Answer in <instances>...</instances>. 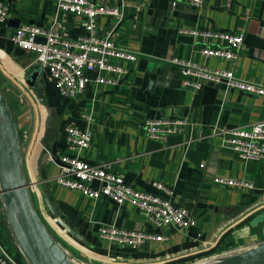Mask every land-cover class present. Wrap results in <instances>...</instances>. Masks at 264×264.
<instances>
[{
	"label": "crops",
	"instance_id": "crops-1",
	"mask_svg": "<svg viewBox=\"0 0 264 264\" xmlns=\"http://www.w3.org/2000/svg\"><path fill=\"white\" fill-rule=\"evenodd\" d=\"M4 2L9 15L0 25V64L12 73L0 65V90L17 125L30 132L26 150L22 147V164L36 210L71 258L88 264H193L264 241V162L240 159L222 146V136L213 133L217 125L249 130L264 123V97L227 89L223 83L203 82L198 91L187 89L179 68L168 62L177 59L232 70L238 78L264 87V0H203L199 10L183 2L172 5L171 0H125L122 20L99 17L97 34L112 31L115 45L136 54V62L115 61L126 69L118 84H89L72 100L61 98L42 72L38 85L44 103L22 80L28 68H36L35 55L16 48L11 36L21 26L45 28L56 22L60 33L74 39L84 33L80 20L57 12L56 0ZM194 28L242 33L237 59L202 56V47L218 44L179 32ZM18 95H24V102H17ZM84 115L91 117L89 124ZM158 119H185L188 125L160 142L147 138L142 127L144 121ZM66 127L89 128V148L70 150ZM53 145L57 158L68 154L92 165L109 162L110 171L134 188L163 195L151 184L167 186L171 201L188 208L196 226L155 229L127 203L118 206L105 196L94 201L59 186L50 179L60 167L50 156ZM215 178L250 187L224 186ZM45 199L84 242L54 221ZM0 224L4 225L2 219ZM102 224L162 235L165 240L136 249L110 245L99 238ZM7 242L19 258L12 240Z\"/></svg>",
	"mask_w": 264,
	"mask_h": 264
},
{
	"label": "built area",
	"instance_id": "built-area-1",
	"mask_svg": "<svg viewBox=\"0 0 264 264\" xmlns=\"http://www.w3.org/2000/svg\"><path fill=\"white\" fill-rule=\"evenodd\" d=\"M171 1L172 5L183 2L196 10H199L203 3V0ZM124 8L125 0H115L112 4H96L92 0H56L57 12L72 15L80 20L84 31L82 35L71 39L65 33H60L55 28L56 22H53L52 26L45 28L21 26L11 36V42L16 48L35 55L32 66L40 67L42 72H46L47 80L61 98L76 99L84 93L89 84L98 86L118 84L126 73V69L115 64V61L136 62V54L115 45L112 31L104 36L97 34L99 17L109 16L120 22ZM8 15L7 4L4 0H0V25L5 23ZM179 32L218 44L216 47L205 46L200 49V54L206 58L234 61L237 59L238 50L243 47L242 33L234 34L199 28L179 30ZM168 62L179 68L184 76L183 86L187 89L198 91L203 82L223 83L227 89L234 88L264 97L263 86L238 78L232 70L212 69L177 59ZM83 118L88 124L91 122L89 115H84ZM187 125L185 119H158L146 120L142 127L147 138L165 142L169 136L181 132ZM18 132L21 142L23 129L19 126ZM213 133L222 136V146L232 150L240 159L246 162H264V123H256L249 130L228 129L217 125ZM65 134L68 148L76 153L88 149L91 145L92 131L89 128L79 130L75 127H66ZM24 137H26L25 134ZM58 161L60 162L59 170L50 179L65 189L75 191L94 201L105 196L118 206L127 203L139 209L144 214L146 223L155 229L169 226L188 229L196 226V221L188 208L174 204L170 199L171 189L159 182H153L151 185L163 195H156L125 184L119 174L110 171L109 162L92 165L84 162L77 155L68 154H61ZM203 166L201 164L199 167L203 168ZM215 182L224 186L250 187L242 181L215 178ZM31 186L29 184L30 191ZM47 229L59 243L54 233L48 227ZM98 235L101 240L110 245L131 249H136L148 242L165 240L162 235L125 230L109 224H102ZM247 248L249 247L211 257L237 253ZM17 252L19 258H16L0 240V264H29L18 247ZM66 253L69 256L67 251ZM71 259L76 264H88Z\"/></svg>",
	"mask_w": 264,
	"mask_h": 264
},
{
	"label": "water",
	"instance_id": "water-1",
	"mask_svg": "<svg viewBox=\"0 0 264 264\" xmlns=\"http://www.w3.org/2000/svg\"><path fill=\"white\" fill-rule=\"evenodd\" d=\"M25 83L44 103L38 85L42 69L27 70ZM50 156L60 164L53 145ZM48 200L45 199V202ZM0 203L15 244L29 264H76L52 237L40 214L34 208L29 183L22 164V148L18 125L11 106L0 90ZM47 207L54 221L70 237L80 242L84 239L75 232L53 206ZM196 264H264V241L231 254L211 257Z\"/></svg>",
	"mask_w": 264,
	"mask_h": 264
},
{
	"label": "rangeland",
	"instance_id": "rangeland-1",
	"mask_svg": "<svg viewBox=\"0 0 264 264\" xmlns=\"http://www.w3.org/2000/svg\"><path fill=\"white\" fill-rule=\"evenodd\" d=\"M0 65H2L3 66V68L5 69V71L8 73H12V72H10V69L9 68H7V66H4L3 64H0ZM25 77H26V75H25ZM24 84V83H23ZM24 99H25V97H24V95H18V96H16V100H17V102H19V103H22V102H24ZM27 100V99H26ZM20 128L21 129H23V133H22V140H21V148L23 147V149H25L26 150V147H27V145L26 144H28V140H29V135H30V132H29V130H28V128L27 127H25V126H20ZM24 134L26 135V137H24ZM27 142V143H26ZM25 152V151H24ZM22 155H23V153H22ZM33 205H34V208L36 209V204H35V202L33 201ZM2 212H3V209H2V206H1V204H0V215L2 214ZM3 215H4V213H3ZM5 219V218H4ZM2 222H5V221H3L2 220ZM8 227H6L5 226V223H4V226H2L1 224H0V240L2 241V243L7 247V248H9V245H8V242H7V233H8V229H7ZM13 242V241H12ZM14 244V247H15V250L17 251V247H16V245H15V243H13ZM11 252L13 253V251L11 250ZM193 264H196V263H193Z\"/></svg>",
	"mask_w": 264,
	"mask_h": 264
},
{
	"label": "trees",
	"instance_id": "trees-1",
	"mask_svg": "<svg viewBox=\"0 0 264 264\" xmlns=\"http://www.w3.org/2000/svg\"><path fill=\"white\" fill-rule=\"evenodd\" d=\"M3 94V93H2ZM4 95V94H3ZM4 97L6 98V96L4 95ZM7 99V98H6ZM7 101L9 102V100L7 99ZM10 104V103H9ZM13 112V111H12ZM14 114V113H13ZM31 198H32V194H31ZM32 201H33V199H32ZM5 217H4V215L3 214H1L0 215V219H2L3 221H5V222H3V223H5V226L6 227H8L7 226V223H6V220L4 219ZM43 220V219H42ZM44 222V221H43ZM44 224H45V226L47 227V225H46V223L44 222ZM2 226H4V225H2ZM8 229V233H7V238H9L10 240H12L13 241V243H15V241H14V239H13V237H12V235H11V232H10V230H9V228H7ZM16 245V244H15ZM17 246V245H16Z\"/></svg>",
	"mask_w": 264,
	"mask_h": 264
},
{
	"label": "bare ground",
	"instance_id": "bare-ground-1",
	"mask_svg": "<svg viewBox=\"0 0 264 264\" xmlns=\"http://www.w3.org/2000/svg\"><path fill=\"white\" fill-rule=\"evenodd\" d=\"M22 80H24V78H22ZM25 82V81H24Z\"/></svg>",
	"mask_w": 264,
	"mask_h": 264
}]
</instances>
